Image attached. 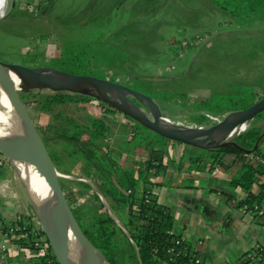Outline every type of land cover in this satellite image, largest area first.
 <instances>
[{"label": "rangeland", "instance_id": "1", "mask_svg": "<svg viewBox=\"0 0 264 264\" xmlns=\"http://www.w3.org/2000/svg\"><path fill=\"white\" fill-rule=\"evenodd\" d=\"M5 1L6 7L0 16L1 61L30 65L27 54L37 51L46 58L53 56L64 37H85L86 25L98 18L111 19L120 31L114 30L109 39L121 52L102 76L129 86L138 82L152 89L164 117L181 125L194 124L193 117L200 109L196 102L215 90L225 91L239 83L259 81L264 84L262 13L241 9L231 15L218 9L212 0H40V4L38 0ZM35 99L36 95L21 98L38 132L45 131L47 124L60 132L66 127L73 129L69 119L91 128L93 119L100 118L106 125L103 142L115 153L123 150L128 165H142L132 160L134 156H146L142 147L130 144L124 149L129 130L128 119L122 113L96 101L56 103L51 112L42 109ZM53 113H57L56 116ZM50 133L45 136V147L54 165L66 171L58 170L63 179L61 185L76 193L72 202L89 206L87 195L76 188L74 181L89 182L85 174L92 169L78 152H72L73 146L68 141ZM180 145V142L169 145L173 157L179 156ZM3 162L10 164L5 159ZM175 166L167 169V174L173 176L174 194L164 185L158 186L157 191L159 200L168 204L176 217L181 215L178 206L193 200L192 197L183 198L182 188L176 185H203L207 194L212 195L216 188L222 192H232L236 188L227 183L230 175L226 171L215 169L200 179L186 176L185 171L177 175ZM18 189L25 204L26 194L21 184ZM27 201L34 226L42 229L28 195ZM115 221L120 224L117 219ZM113 238L118 244L120 258L126 246L118 232Z\"/></svg>", "mask_w": 264, "mask_h": 264}, {"label": "trees", "instance_id": "2", "mask_svg": "<svg viewBox=\"0 0 264 264\" xmlns=\"http://www.w3.org/2000/svg\"><path fill=\"white\" fill-rule=\"evenodd\" d=\"M37 2L40 4V0ZM212 2L218 9L231 15L241 9L248 13L264 14V0ZM111 23V19L98 18L85 26V37H64L55 55L46 58L34 51L27 54V62L32 66L49 65L74 73L105 75L104 71L118 59L121 52L119 46L109 39L114 30L120 31L116 22ZM131 87L156 101L154 91L145 85L137 82ZM35 90H17V93L20 98L36 95L34 102L51 112L53 104L78 101H96L115 109L87 92L36 93ZM263 95L264 84L259 81L235 84L225 91L215 90L198 99L196 103L200 109L194 115L193 123L209 125L211 122L205 113L222 116L231 110L250 105ZM158 105L162 110L161 105ZM56 114L53 113L54 116ZM125 117L128 119L129 136L124 149L130 144L142 147L147 157L134 156L132 159L134 163L142 165H128L127 155L123 150L115 153L103 142L106 125L100 118L93 119L91 128L69 119L73 129L66 127L60 132L47 124L45 131L39 130L45 145V136L52 130L50 134H57L58 138L68 141L73 146L72 152H78L84 163L92 169L85 174L90 183L74 181L76 188L87 195L89 206L83 207L72 202L76 193L61 186L82 231L109 264H203V254L195 249L181 231L174 228L171 207L158 198V186H174L173 176L167 174L168 167L173 164H176L177 170L185 172H211L215 169L228 171L230 177L227 183L238 187L243 195L234 198L230 193L223 192L224 201L248 213L254 222L264 227V124L259 123L264 122V110L258 112L245 128L233 135L231 143L209 149L194 147L198 152L180 153L182 160L179 163L168 149L170 144L178 141L160 136L130 117ZM56 169L66 173L63 169ZM62 180L59 177L60 184ZM193 186L176 185L180 188ZM1 229L9 236L12 235L18 245L32 250L35 264H59L44 231L39 226H34L31 215L20 214L13 220H3ZM116 232L126 246L120 258L117 256L118 244L113 238ZM40 248L43 249L42 253H39ZM263 256L264 237L246 249L232 264H264Z\"/></svg>", "mask_w": 264, "mask_h": 264}, {"label": "water", "instance_id": "3", "mask_svg": "<svg viewBox=\"0 0 264 264\" xmlns=\"http://www.w3.org/2000/svg\"><path fill=\"white\" fill-rule=\"evenodd\" d=\"M0 86L5 96L10 98L16 108L28 137L45 167L32 162L21 151L17 142L5 134H0V154L13 167L28 197V187L19 175L11 160L12 158L30 164L46 182V199L56 210L59 219L55 217L49 221V225L47 223L46 225L41 224V227L59 264H75V261L68 255L70 236L74 237L79 248L95 256L93 264H99L100 261H105L106 264L109 263L102 252L84 234L73 215L59 182V177L62 175L48 155L45 144L30 119L17 90L48 89L49 91L91 92L99 100L109 104L158 135L201 149L231 143V137H228L232 135L233 131L237 127L247 124L258 112L264 110L263 95L244 108L227 112L217 122L209 125L182 126L170 123L152 97L116 80L104 76L74 73L49 65L32 66L1 60ZM100 198L103 201L101 196ZM118 225L121 226L119 223ZM122 229L124 230L123 227ZM54 230L55 233H53ZM86 260L89 264L90 259L86 258Z\"/></svg>", "mask_w": 264, "mask_h": 264}, {"label": "crops", "instance_id": "4", "mask_svg": "<svg viewBox=\"0 0 264 264\" xmlns=\"http://www.w3.org/2000/svg\"><path fill=\"white\" fill-rule=\"evenodd\" d=\"M178 148L180 153L198 152V149L186 144H182ZM180 160H182V156H177L176 161L179 163ZM177 172V175H181V171L177 170ZM207 173L185 172V175L203 179ZM228 174L230 175L229 172ZM19 185L20 182L13 167L5 162L1 163L0 246L4 244L5 247L4 249L0 248V264H35L32 250L18 245L12 235L4 237L3 233L5 232L1 229V221H10L20 214H29L27 194L25 193L26 203L24 204L19 193ZM167 190L174 194V186H168ZM180 192H182L183 198L192 197L193 200L185 206L184 204L178 206L181 215L176 217V213L173 214L174 228L181 231L195 249L203 254V264H232L246 249L257 241L263 240L264 227L254 222L250 215L244 213L240 208L227 204L223 199V192L218 188L215 189L214 195L207 194L203 185L182 188ZM226 193H230L234 198L243 195L242 190L236 188L232 192Z\"/></svg>", "mask_w": 264, "mask_h": 264}, {"label": "bare ground", "instance_id": "5", "mask_svg": "<svg viewBox=\"0 0 264 264\" xmlns=\"http://www.w3.org/2000/svg\"><path fill=\"white\" fill-rule=\"evenodd\" d=\"M6 1L0 0V16L4 12ZM16 84V82H15ZM247 124L237 127L232 136L239 133ZM0 134H5L19 145L21 151L36 164L45 167V164L39 157L33 143L28 137L26 128L23 126L16 108L10 98L6 97L0 86ZM231 136V137H232ZM19 175L28 187L29 200L41 224L49 225V221L55 217L59 219L56 210L48 203L46 199L47 184L42 176L27 162L12 158ZM48 228V227H47ZM56 230V229H55ZM55 230L53 233H55ZM68 255L75 261V264H88L86 258L90 259L89 264H93L95 256L79 248L73 236H70L68 243ZM99 264H106L100 261Z\"/></svg>", "mask_w": 264, "mask_h": 264}, {"label": "built area", "instance_id": "6", "mask_svg": "<svg viewBox=\"0 0 264 264\" xmlns=\"http://www.w3.org/2000/svg\"><path fill=\"white\" fill-rule=\"evenodd\" d=\"M206 114V116L208 117V119L211 121V123H214V122H217V121H219L221 118H222V116H216V115H211V114H209V113H205ZM170 123H173V124H178V125H181V123H179L178 121H171V120H169V119H167ZM193 125H196V124H193ZM182 126H190V125H182ZM2 157V156H1ZM2 160H4V158L2 157V158H0V164L2 163ZM260 212H262V210H260ZM3 235H4V237H6V236H8V234L7 233H3ZM4 247H5V245L4 244H1V246H0V248L1 249H4ZM43 252V249H39V253H42ZM196 261H198V260H196Z\"/></svg>", "mask_w": 264, "mask_h": 264}]
</instances>
